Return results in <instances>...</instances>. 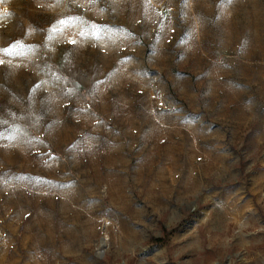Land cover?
<instances>
[{
    "label": "rangeland",
    "instance_id": "rangeland-1",
    "mask_svg": "<svg viewBox=\"0 0 264 264\" xmlns=\"http://www.w3.org/2000/svg\"><path fill=\"white\" fill-rule=\"evenodd\" d=\"M0 264H264V0H0Z\"/></svg>",
    "mask_w": 264,
    "mask_h": 264
},
{
    "label": "snow or ice",
    "instance_id": "snow-or-ice-1",
    "mask_svg": "<svg viewBox=\"0 0 264 264\" xmlns=\"http://www.w3.org/2000/svg\"><path fill=\"white\" fill-rule=\"evenodd\" d=\"M60 23H66V21H61Z\"/></svg>",
    "mask_w": 264,
    "mask_h": 264
}]
</instances>
